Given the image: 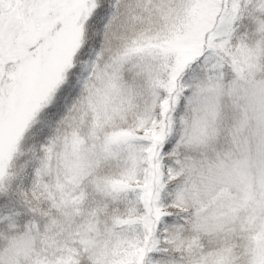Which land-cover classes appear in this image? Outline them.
<instances>
[{
    "label": "snow or ice",
    "instance_id": "obj_1",
    "mask_svg": "<svg viewBox=\"0 0 264 264\" xmlns=\"http://www.w3.org/2000/svg\"><path fill=\"white\" fill-rule=\"evenodd\" d=\"M0 264H264V0H0Z\"/></svg>",
    "mask_w": 264,
    "mask_h": 264
}]
</instances>
